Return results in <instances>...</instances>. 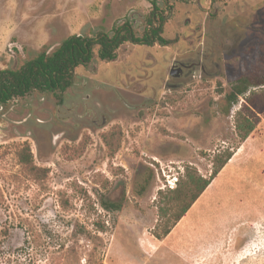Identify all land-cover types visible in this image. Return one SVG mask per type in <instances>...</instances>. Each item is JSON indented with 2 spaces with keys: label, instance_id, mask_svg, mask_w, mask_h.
Returning <instances> with one entry per match:
<instances>
[{
  "label": "rangeland",
  "instance_id": "rangeland-1",
  "mask_svg": "<svg viewBox=\"0 0 264 264\" xmlns=\"http://www.w3.org/2000/svg\"><path fill=\"white\" fill-rule=\"evenodd\" d=\"M153 1L168 47L124 44L116 61L76 69L63 103L34 93L0 107V264H264L261 154L230 161L167 239L152 235L159 192L236 151L246 97L264 108L250 86L264 70V0H0V70L126 22L142 39ZM237 86L249 91L229 108Z\"/></svg>",
  "mask_w": 264,
  "mask_h": 264
},
{
  "label": "trees",
  "instance_id": "trees-1",
  "mask_svg": "<svg viewBox=\"0 0 264 264\" xmlns=\"http://www.w3.org/2000/svg\"><path fill=\"white\" fill-rule=\"evenodd\" d=\"M152 7L147 21L148 28L142 39L135 36L132 24L126 22L114 29L113 37L98 34L96 39H92L72 35L53 52L49 53L44 49L19 69L0 70V107L5 108L10 102L24 99L34 93L54 94L59 103H63L65 93L74 85L76 69L90 66L95 57L105 63L116 61L118 51L124 44L168 47L171 41L163 36L167 18L155 1L152 2ZM263 73L264 70L259 71V78L257 82L250 84L251 87L264 86ZM248 91V86L234 88L227 96L229 108L239 96H245ZM256 108L255 101H251L249 96L245 98V103L236 114L235 127L241 143L246 141L259 123L257 116L259 112ZM105 142L111 147L108 140L105 139ZM114 154L115 150L112 149V155ZM233 156L234 152L228 149L216 153L212 159L211 174L207 178L201 176L196 168L188 165L175 189L159 192L155 203L158 210V222L152 232L154 238L163 241L171 234ZM19 161L31 173L37 171L33 165V155L28 147L19 155ZM105 208L118 210L119 206L112 203L105 204ZM99 231L104 232L105 226H100ZM75 235H80L86 240L91 238V234L85 228Z\"/></svg>",
  "mask_w": 264,
  "mask_h": 264
},
{
  "label": "crops",
  "instance_id": "crops-1",
  "mask_svg": "<svg viewBox=\"0 0 264 264\" xmlns=\"http://www.w3.org/2000/svg\"><path fill=\"white\" fill-rule=\"evenodd\" d=\"M252 88H253V91H257V92L258 91H262V92L264 91V86L252 87ZM258 93H260V92H258ZM239 97L242 98L243 96H239ZM257 112H259V113H257V116L259 118L258 125L254 129V131L251 133V135L246 139V141L239 144L236 151L234 152V156L232 157V159L230 161H235L237 158H242V156H244L246 154L250 155V156H255V155H259V154L264 155V152L260 151V147L264 148V108H263V110H260Z\"/></svg>",
  "mask_w": 264,
  "mask_h": 264
},
{
  "label": "flooded vegetation",
  "instance_id": "flooded-vegetation-1",
  "mask_svg": "<svg viewBox=\"0 0 264 264\" xmlns=\"http://www.w3.org/2000/svg\"><path fill=\"white\" fill-rule=\"evenodd\" d=\"M187 68V66L185 64H179L178 67H176L174 69V71L172 72L173 76L177 77L178 75L181 76V75H184L185 76V73H184V70ZM178 74V75H177Z\"/></svg>",
  "mask_w": 264,
  "mask_h": 264
}]
</instances>
